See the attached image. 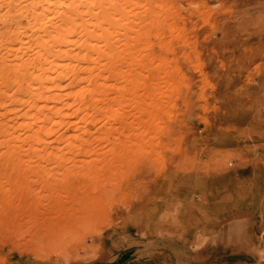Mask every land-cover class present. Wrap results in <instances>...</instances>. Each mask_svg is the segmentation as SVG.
<instances>
[{
	"label": "rangeland",
	"instance_id": "1",
	"mask_svg": "<svg viewBox=\"0 0 264 264\" xmlns=\"http://www.w3.org/2000/svg\"><path fill=\"white\" fill-rule=\"evenodd\" d=\"M164 1L177 35L133 48L162 60L116 66L158 88L130 124L90 122L61 161L0 145V264H264V0Z\"/></svg>",
	"mask_w": 264,
	"mask_h": 264
},
{
	"label": "bare ground",
	"instance_id": "2",
	"mask_svg": "<svg viewBox=\"0 0 264 264\" xmlns=\"http://www.w3.org/2000/svg\"><path fill=\"white\" fill-rule=\"evenodd\" d=\"M172 15L164 0L157 3L149 0H0V21L4 25L0 30V145L28 144L18 153L30 158L32 152L36 158L51 160L53 157L61 161L57 151L59 154L62 147L58 143L62 142L72 151L88 150L89 138L101 137L92 134L85 137L90 133L86 129L90 122L94 121V125L95 121L102 120L101 126H105L109 120V129L114 128L115 119L123 120V126L130 124L126 107L132 104L135 113L143 112L136 88L147 85L145 96L149 98L158 88L154 87L155 82L130 81L131 75L124 69L118 70L117 64L124 58L132 64L143 58L162 60L148 52L139 56L133 48L137 43L138 51L148 49V35L151 31L161 35L164 24L168 26L169 36L175 37L177 31L168 22ZM121 77L130 81V86L125 85L126 81L118 84L117 79ZM130 93L136 97L132 101ZM63 125L70 126L71 132L59 133ZM13 147L6 152L12 155L19 145ZM96 152L97 149L90 153ZM53 164L48 168L38 163L27 165L28 169L20 164L17 168L20 166L29 174L36 172L39 177V173L40 176L50 174ZM30 189L26 185L24 190L32 193Z\"/></svg>",
	"mask_w": 264,
	"mask_h": 264
}]
</instances>
